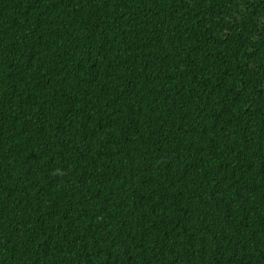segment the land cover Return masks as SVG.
Masks as SVG:
<instances>
[{
    "label": "trees",
    "instance_id": "16d2710c",
    "mask_svg": "<svg viewBox=\"0 0 264 264\" xmlns=\"http://www.w3.org/2000/svg\"><path fill=\"white\" fill-rule=\"evenodd\" d=\"M0 264H264V0H0Z\"/></svg>",
    "mask_w": 264,
    "mask_h": 264
}]
</instances>
